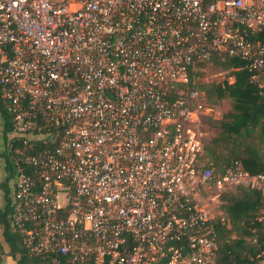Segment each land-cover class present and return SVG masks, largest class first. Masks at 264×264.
Returning <instances> with one entry per match:
<instances>
[{"label": "built area", "instance_id": "built-area-1", "mask_svg": "<svg viewBox=\"0 0 264 264\" xmlns=\"http://www.w3.org/2000/svg\"><path fill=\"white\" fill-rule=\"evenodd\" d=\"M263 34L264 0H0V101L14 128L4 134L0 112V207L1 156L16 139L47 144L16 149L8 180L27 253L43 264H214L202 191L264 193V175L239 162L214 173L192 129L205 94L189 85L227 56L264 95ZM257 220L264 230V207ZM5 252L0 229V264Z\"/></svg>", "mask_w": 264, "mask_h": 264}, {"label": "trees", "instance_id": "trees-1", "mask_svg": "<svg viewBox=\"0 0 264 264\" xmlns=\"http://www.w3.org/2000/svg\"><path fill=\"white\" fill-rule=\"evenodd\" d=\"M264 39V34L261 36ZM216 62L232 71L235 81L223 84L198 86L194 80L189 85L191 89L209 87L205 93V100L217 102L226 98L231 99L233 110L227 113L221 121L220 137L215 139L204 153L211 157L210 162L214 173L221 175L236 162H239L245 171L252 175H264V95L261 90L250 82L247 70L237 71L243 66L239 59L225 56L224 60L217 58ZM0 112L3 120L4 134L13 132V121L0 101ZM6 135V136H7ZM14 149L3 156L5 168L8 172L5 183L2 185L6 204L0 207V229L2 231V246L12 256L14 264H43L38 258L27 253L23 246L19 232L12 227L10 214L11 188L8 180L15 176L14 160L21 157L16 149L23 151L24 155L34 154L47 147L41 141L24 143L14 140ZM229 150L227 157L219 154L218 149ZM205 148V147H203ZM238 193L230 195L228 204L224 207L231 228L225 223H212L216 232L217 255L214 264H254L264 250L263 225L257 217L264 207V193L260 189L238 186ZM235 230L242 233L237 238L230 235Z\"/></svg>", "mask_w": 264, "mask_h": 264}, {"label": "rangeland", "instance_id": "rangeland-1", "mask_svg": "<svg viewBox=\"0 0 264 264\" xmlns=\"http://www.w3.org/2000/svg\"><path fill=\"white\" fill-rule=\"evenodd\" d=\"M216 60L217 58L207 65H204L197 73L193 81L196 88L198 86L223 84L225 81H231L233 77L232 71L219 65ZM208 89L209 87L202 88L201 92L205 94ZM201 106L202 107L199 108V120L194 121L192 129L198 134L199 138H201L203 147L206 149L215 139L220 137L222 131L221 121L227 113L233 110V108L232 101L229 98L215 103L210 100H208V102L204 100ZM217 152L227 157L229 150L222 146ZM207 157L211 158L208 154ZM238 191L239 189H237V187L228 189L226 187L224 190H219L213 186L209 187L206 191H202L200 206L207 211L213 224L217 222L225 223L227 227L231 228V223L224 207L228 204L230 195H234L238 193ZM241 233V230H235L230 237L237 238Z\"/></svg>", "mask_w": 264, "mask_h": 264}, {"label": "crops", "instance_id": "crops-1", "mask_svg": "<svg viewBox=\"0 0 264 264\" xmlns=\"http://www.w3.org/2000/svg\"><path fill=\"white\" fill-rule=\"evenodd\" d=\"M4 140V134L3 131L0 130V144L2 145V141ZM2 177H4V175L2 174ZM8 250H6L5 252V259H4V264H14L13 262V258L12 256H8Z\"/></svg>", "mask_w": 264, "mask_h": 264}]
</instances>
